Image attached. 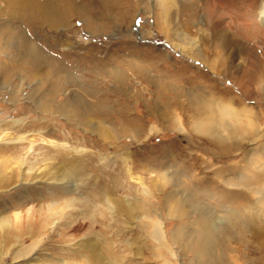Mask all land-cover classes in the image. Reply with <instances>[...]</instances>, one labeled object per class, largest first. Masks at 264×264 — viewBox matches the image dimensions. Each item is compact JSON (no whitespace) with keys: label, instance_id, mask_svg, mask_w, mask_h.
Listing matches in <instances>:
<instances>
[{"label":"rangeland","instance_id":"rangeland-1","mask_svg":"<svg viewBox=\"0 0 264 264\" xmlns=\"http://www.w3.org/2000/svg\"><path fill=\"white\" fill-rule=\"evenodd\" d=\"M166 11L158 0H0V264H191L173 232L195 213L170 208L194 187L210 193L222 262L264 264V204L242 231L226 215L240 199L211 200L241 192L214 172L264 146V0ZM200 101L248 108L257 123L214 111L227 130L213 141L189 128ZM155 224L166 247L148 235Z\"/></svg>","mask_w":264,"mask_h":264},{"label":"bare ground","instance_id":"bare-ground-1","mask_svg":"<svg viewBox=\"0 0 264 264\" xmlns=\"http://www.w3.org/2000/svg\"><path fill=\"white\" fill-rule=\"evenodd\" d=\"M158 1L164 11H166V8H168L171 4L173 5L174 3V0H158ZM47 16L48 15L45 14V17ZM51 19L53 20V17H51ZM29 50L33 51L32 48L30 47ZM210 102L200 101L197 104H190L191 114H190L189 128L191 131H193L196 134L207 136L213 141L216 140L220 141L221 133L219 132L220 130L217 131V129H219L218 127L220 126H221L220 129H222V126L225 127L226 123L224 124V122L221 121L222 124H220L219 121L217 122V118L215 119L213 118V116H211V113L213 114L214 111L217 113V116L220 120H222L224 116L237 115L239 117L243 116L246 119H248L251 126H254L256 125L255 123H257L256 120L254 119L256 115L253 116L254 113L252 112V110H249L248 108H241L236 112H231L228 109H226L223 105L215 106L212 102L210 104ZM214 116H216V114ZM167 122L172 124L174 130L180 132L183 131L182 125L180 121L177 119V117L168 118ZM234 131L237 132L236 130ZM227 133L229 135L232 134L231 132H227ZM235 168L231 167V168H225L224 170L221 169V171H219L220 173L214 172V175L217 177V179H219L220 182L223 183L225 187H228L227 189L236 188V189H240L241 192L240 193L229 192L230 194L227 193V195L229 194L228 196L224 197V195H222L223 198L221 197L213 198L214 197L213 195L212 197L213 199L211 200H214L217 205H222V203H226L227 204V205L225 204L226 206L228 205L232 206L231 205L232 201L230 202L231 197L235 198L236 200L237 199L242 200L243 203L241 205L238 203L240 200L235 202L234 209H229V208L227 210L225 209L226 215H231L239 219V222L235 221L239 224L238 229L242 231L243 230L249 231L252 225H254L252 219L254 220V218H257L259 221L261 220L260 212L262 210L261 207L264 204V146H262L261 149H256L254 147L251 148L249 152L246 154L245 158L242 160V165H239L238 168L236 169ZM224 173L225 175L223 176ZM194 188H196L193 194L194 197L189 195L180 197L177 204L174 207L170 208V211L172 213L177 214L178 217L187 213L189 209H191L193 213H195V218L190 222L192 228H187V229L183 227H180L179 229L177 228L173 232V240L174 242H183L185 246H188V248H190L192 256L189 262L191 264H224L222 262V258H219L215 252L216 246H218V243L222 241V239L221 236L219 235L220 233L215 231L214 229L215 226L213 227L215 223L212 224L210 219L213 210L211 209V207L209 208L208 206H206L205 203L201 201L200 195H202L203 197V195H205V192L207 193V191L206 189H202L200 187H194ZM177 193L178 192L176 191L174 194L176 195ZM209 194L210 193H207V195ZM221 207L224 208V206ZM142 218L144 219L145 217ZM151 227L148 235L153 237L155 243L157 244L156 247L158 248L163 246L166 247L167 243L165 241L164 231L162 226L155 224ZM217 227L218 226H216L215 228ZM231 228L233 227L223 228V238L224 237H227L228 239L233 238V236H231V232L233 231V229ZM251 235L254 238H257L256 231L251 230ZM244 241H246V239H244ZM32 250H33V246L31 245L17 248L12 255L13 260L16 261L20 258L27 256ZM6 253L7 252L5 251L4 254ZM159 256L162 257L160 254Z\"/></svg>","mask_w":264,"mask_h":264}]
</instances>
